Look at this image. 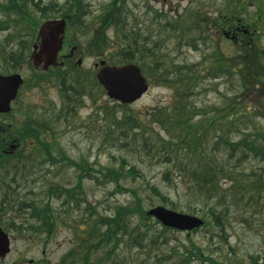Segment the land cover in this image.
I'll return each mask as SVG.
<instances>
[{
	"label": "rangeland",
	"instance_id": "rangeland-1",
	"mask_svg": "<svg viewBox=\"0 0 264 264\" xmlns=\"http://www.w3.org/2000/svg\"><path fill=\"white\" fill-rule=\"evenodd\" d=\"M8 1L0 0V3H7ZM55 1L59 3L58 9L63 11V7L70 6L72 0ZM110 1L85 0L88 11L86 13L88 28H86L87 26H75L74 30H76L71 33L76 43L82 45L78 49L77 56L78 59L83 60L80 67L88 73L91 79H96V63L105 59L108 64H112L117 53V43L113 39V36L116 38L115 29H108L107 36H109L110 42H108L105 54H89L87 49V44L98 27L99 13ZM44 2L50 3L51 0H44ZM127 2L130 26L143 29L146 32L149 25L150 32H155L162 24L156 19L153 20L152 11L167 13L173 20L179 15L189 18L193 11H198L200 14L206 13L216 18L225 15L228 0H129ZM254 11L255 7L248 5V12L251 15ZM55 14L58 16L60 12H55ZM240 15L246 16L244 13ZM53 17L54 15L50 16V18ZM185 22L187 21L185 20ZM210 28H215V25L210 23ZM223 33L217 36L216 32H212L214 37L210 36L213 37L210 39H215L212 42H218L220 49L227 57L237 56L240 42L236 43L231 38L227 39ZM5 35V32L0 31V41L4 39ZM30 37L26 38L30 40L35 38ZM33 41L31 47H27L29 56L33 52ZM177 43L174 37L166 42L168 45L167 53L175 62L174 67L170 64V70H175L176 67L186 63L199 64L203 61L204 56L201 50L195 49L191 44L183 43L182 46H179ZM250 44L252 46L258 45L259 50L264 55V30L262 28L252 35ZM205 67H207L206 63L199 70L203 71ZM2 69L0 66V71H3ZM21 73L25 78V84L20 89L18 98L12 104V112L0 115V124L6 127L8 132L18 135V130L23 129L30 121L29 119H33L35 126L40 127V129L45 128V131L41 130L40 140L48 141L53 146H57L53 147L52 150L59 162L54 163L47 157L44 148L37 139L26 138L24 140L25 145L21 147L24 154L31 152L38 162L43 163L41 167L43 172H41L46 174L50 182L28 183L22 188L12 184L14 190L12 198L16 200L15 207L4 216L3 224H0L11 237L12 251L3 260L0 259V264H61L66 254L71 250L73 251L77 242L79 245L81 239H89L86 232L88 229L90 230L88 225L94 224L96 219L103 216H113L118 206H136L138 200L142 201V206L146 211L158 206L168 207V209L178 213L204 218L210 224L196 233L192 230V232L169 231V233L161 234L162 225L157 224L156 220L152 218L146 224L150 228L149 236L145 240L142 237L137 238L143 242L142 246H137L136 243L135 247H130L122 244V242L118 250L113 253L111 260L105 264H208V262L203 263L200 260L184 262V258L190 255L189 252L192 249L191 240L202 247L205 255L213 257L221 264H255L256 262L257 264H264V190H255L251 195L248 188L241 183L237 190H231L232 193L227 190L230 182H227L226 178L223 177L227 171L234 170L236 175L241 176H236V178H240L242 182H251V179L248 180L245 175L256 172L257 175L262 174L261 181H263L264 162L250 158L244 160L242 166L236 167V169H234L235 166L229 168L230 165H227V168L218 178L220 183L224 184L223 189H226L224 193L219 192L222 198L215 199L213 197L208 200V203H204V200L211 197L208 194L198 199L195 195L196 191L188 190L184 176L176 172L177 166L181 162L168 160L167 153L162 147L173 146H165L162 138L170 141L169 136L155 126L153 116L150 114L155 109L167 106L172 102L175 92L171 87L154 84L152 78L144 71L150 81V89L139 101L123 108L109 99L104 89L99 88L96 89V101L85 97L84 103L76 110L75 118L65 119L66 111L63 110L68 109V105L63 104L60 107L64 94L62 87L65 86L62 78L64 77L68 86L69 83H74L72 86L78 87L75 80L78 69L74 70L70 76L66 74L63 77H52L51 80H47L42 85H39L40 82L37 83L33 68L25 66ZM212 79L214 78L202 79L201 86L189 93L190 101L194 103L196 108L202 109V107H220L237 97H242L246 111L231 116L235 119V124L230 128L235 130L225 137L233 141L244 134L249 139H255L260 145L264 144L262 142L264 141V111L260 106L264 93L258 94L255 89L252 93L249 91L242 93L241 81L236 77H232V81L226 78ZM106 107L115 110L120 117L123 114L131 113L134 118L137 116L142 127L144 124L153 125L157 128L156 131L160 133L155 131L154 134H149L143 132L141 128L137 130V139L133 140L124 135L122 131L125 128L120 129L122 125H114L113 128L117 129L118 127L119 130L112 134L107 127L109 124L111 125V122L102 115L103 109ZM57 109H59L58 112L55 111ZM256 113H261L262 116L255 117L254 114ZM60 115L61 124H57L54 122V118ZM199 118L193 119V123L197 122ZM131 124L133 123L131 122ZM213 129L216 130V134H209L205 144L202 145L203 147H217L214 142L227 132V129H222L221 126ZM175 133H177L176 130L173 134ZM63 155L81 167L73 166L62 160ZM191 157L193 160L190 164L202 171H207L209 167L220 170L227 163L224 154H214L210 150H207L206 153L203 152L202 157L198 155ZM17 160L18 158L12 162ZM132 166L137 167L138 174L136 176L131 174L129 170ZM111 171L120 173L119 185L126 191H117L118 188L116 187L120 186H117L118 184L111 177H107ZM80 177H84L82 183H80ZM190 177L188 175L187 179ZM59 185L66 189L78 190V194H81L78 198L81 196V199L85 198L86 202L78 207L76 202L71 201L69 206L63 202V198L55 196L51 199L48 197L46 191L50 187L57 188ZM32 188L35 194H30L29 190ZM4 193L6 192L0 191V203L3 201ZM214 194L212 193V196ZM25 196L33 197L34 201L40 205L51 202L53 212H56L59 217L55 221L56 226L50 235L44 233L43 230L38 234L25 230L21 234L15 229H7L4 225L9 223L11 218L24 222L25 218L29 217V221H32L29 209L26 210V214H16L15 211ZM249 196H251V201L248 204L246 197ZM169 201L174 203V208ZM65 209L72 210L68 213L64 211ZM214 211L218 215L221 214L220 224L215 220ZM83 217L86 219L85 222ZM132 222L133 226L137 224V221L132 220ZM84 223L88 225H83ZM123 241H128V239L125 238ZM78 250L82 251V249ZM103 254L105 251L97 253L94 256L95 262L96 258H100ZM33 261L34 263H32Z\"/></svg>",
	"mask_w": 264,
	"mask_h": 264
},
{
	"label": "trees",
	"instance_id": "trees-1",
	"mask_svg": "<svg viewBox=\"0 0 264 264\" xmlns=\"http://www.w3.org/2000/svg\"><path fill=\"white\" fill-rule=\"evenodd\" d=\"M127 1L129 0H111L103 11L99 13L100 21L97 23L96 33L87 44L88 53L105 54L108 42H110L109 36H107L108 29H115L114 35L116 38L113 36V39L117 43V53L112 64L140 63L145 73L152 78L154 84L171 87L174 90V98L169 105L159 107L150 113L153 116L155 126L160 128V131H163V133L166 132L169 136L170 141L162 138L165 146H173L162 147V149L167 153L169 161L181 162L177 166L176 172L184 176L183 178L188 190L196 191L195 195L198 199L208 194L211 197L204 200V203H208V200L213 197L221 199L222 195H219V192L224 193L226 189H223L224 184H221L218 178H220L227 168V165H230L229 168L235 166L234 169H236V167L242 166L244 160L250 158L264 162V144L260 145L255 139H249L244 134L233 141L226 138L229 133L231 134L235 130L230 128L235 124V119L231 116L246 111V108L243 106L244 100L242 97H237L230 103L220 107L213 106L198 109L190 101L189 93L201 86L202 79L226 78L232 81V77H236V79L241 81L242 93L248 91L252 93L254 89L258 94L264 93V55L259 50L258 45L252 46L250 44V37L242 33L240 34L242 44L238 47L237 56L227 57L222 52V49H220L218 42H212L215 39H210L214 37L212 32H216L217 36L218 34L221 35L224 29L234 28L238 21H240V26L249 27L253 32L258 31L260 28L264 30V0H228L227 12L224 16L221 15L216 18L206 13L200 14L198 11H193L189 18L179 15L173 20L167 13L157 10L152 11L153 20L156 19L162 24L159 25L158 31L155 32H150L149 25L146 32L143 29L130 26L127 14ZM85 3V0H72L69 4L71 8H75L78 12V14L75 13L78 17V27L87 26L86 13L88 11ZM248 5L255 7L252 15L248 12ZM58 6L59 3L55 0H51L50 3H45L44 0H9L7 3H0V31L6 34L4 39L0 41V66L3 68V71H0V73L17 72L26 65L30 66L28 48L31 47V43L35 38L30 40L26 37H35V33L39 28L38 26H40L44 19L46 20L54 12H58ZM243 13L246 16L242 17L243 15H240ZM210 23L215 25V28H210ZM172 37L178 42L177 45L179 46L187 43L188 45L191 44L195 49L201 50L204 56L203 61L199 64L186 63L176 67L175 70H170V64L174 67L175 62L167 53L168 45L166 42ZM78 46L81 47L82 45L79 44ZM204 63L207 64V67L203 71L199 70ZM45 79L46 75L39 78V80ZM37 82L39 83V81ZM99 88L101 87L98 85L96 79H91L88 73L78 66V89L76 88L78 90V102L75 98H69L68 109L63 110L66 111L64 115L65 119L70 117L75 118L77 104L79 109L84 103L85 97L96 101V89ZM119 106L123 108L129 107V105ZM260 106L264 111V98L260 101ZM210 113L213 114L210 116ZM102 115L106 120L111 122V125L107 126L110 133L115 134L119 130L118 127L114 129V125H122L120 129L125 128L122 131L124 135L133 140L137 139V130L141 128L143 132L149 134H154L157 129L153 125L148 126L146 124L142 127V123L138 122L137 116L134 118L130 113L123 114L120 117L116 114L115 110L108 107L103 109ZM196 116L200 118L197 122L193 123V119L197 118ZM254 116L262 115L261 113H256ZM60 118L61 115L54 118V122L61 124ZM29 120L23 129L18 130V137L37 139L42 148H44L47 157L54 161V163H58L59 159L53 155L52 150L53 147L57 146H53L48 141L40 140L41 130L45 131V128L40 129V127L35 126L33 119ZM217 126H221L222 129L226 128L227 132L224 133L225 135L218 137L216 142H214L217 147H203L202 145L205 144L209 134H216V130L213 128ZM175 130L177 133L173 134ZM156 132L160 133L159 131ZM262 142L264 143V141ZM207 150H210L214 154H224L227 163L220 170L209 167L207 171H202L190 164L191 160H193L192 155L202 157V153H206ZM62 157V160L67 161L69 164L81 167L78 163L66 158V156L63 155ZM17 158L18 160L15 162L9 161L10 159ZM42 164L33 157L31 152L24 154V150L18 151L11 156L2 155L0 157V191L6 192L4 193L5 196L2 203H0V224H3L4 216L15 207L16 200L12 198L14 192L12 189L13 183L18 188H22L23 185L27 186L28 183L50 182L46 174L42 173ZM129 170L134 176L138 174L137 167L132 166ZM235 172L234 170H229L226 175L223 174L227 182H230L227 190L235 191L241 183L248 188V192H251V195L255 190H264V180L261 181L262 174L257 175L256 172H252L251 175H245L248 180L251 179V182H242L240 178H236V176L240 175H236ZM188 175L191 176L189 179H187ZM107 177H111L118 184L117 186H120L119 172L111 171L107 174ZM83 178L80 177V183H82ZM78 188H80L79 185ZM116 188H118L117 191H126L125 188L122 189V186ZM29 192H31L30 194H35L33 188ZM46 192H48V197L51 199L55 196L63 198V202L68 205L71 201H74L80 207L83 202H86L85 198L81 199V196L78 198L81 195L78 194V190L66 189L61 185L57 188L50 187ZM231 192L233 193V191ZM133 193L135 195V192ZM212 193L215 194L212 196ZM28 199H31V201H28ZM246 199L249 204L251 196L246 197ZM137 202L136 206H118L113 216H103L96 219L94 224L88 225L84 223L83 225H88L90 228V230L86 231L89 239H81L79 245L77 242L73 251L71 250L66 254L61 264H105L111 260L113 253L118 250L122 242V244L129 245L130 247H135L136 243L138 244L137 246H142L143 242L137 238L142 237L145 240L149 236L150 228L146 224L152 218L147 215V211L142 206V201L138 200ZM50 203L40 205L34 201L33 197L25 196V199L21 200L15 211L16 214H26V210L29 209L32 221H29V217H26L24 222L11 218L8 221L9 223L4 225H6L7 229H15L21 234L25 230L37 234L43 230L44 233L51 234L56 226L55 221L58 220L59 216L56 215V212H53ZM170 205H172V208L175 206L172 202H170ZM71 210L65 209L64 211L69 213ZM214 215L216 222L220 224L221 214L219 213L218 215L214 211ZM137 218L139 219L136 220ZM85 220L83 217L84 222ZM132 220L137 221L135 226H133ZM204 220L205 225L203 228H206L210 222L206 219ZM156 222L160 224L158 221ZM169 231L175 232L176 230L162 226L161 234L169 233ZM198 231L199 229L194 232ZM125 238L128 241H123ZM191 245L190 255L184 258L185 263L192 260H200L203 263L208 262V264H221L213 257L205 255L202 247L196 245L192 240ZM78 249H82V251ZM101 251H105V254L101 255L98 259L96 258L95 262L94 256Z\"/></svg>",
	"mask_w": 264,
	"mask_h": 264
},
{
	"label": "water",
	"instance_id": "water-1",
	"mask_svg": "<svg viewBox=\"0 0 264 264\" xmlns=\"http://www.w3.org/2000/svg\"><path fill=\"white\" fill-rule=\"evenodd\" d=\"M65 25V21L59 20H49L42 24L38 35L40 42L34 46L35 50L32 55L36 66L42 65L46 60L48 63L45 67L56 63L58 52L62 48L63 37L61 35L65 32ZM81 62V60L78 61L79 64ZM99 65L101 68L95 76L110 99L117 100L120 104H130L141 99L148 92L149 83L139 65L134 63L119 66L108 65L105 60ZM22 84L23 77L19 73L0 74V113L11 112L12 103ZM12 147L17 148V145L14 144ZM148 215L155 217L164 226L182 231H191L204 224V221L197 216L178 213L162 206L151 209ZM10 252V236L0 226V258L6 257Z\"/></svg>",
	"mask_w": 264,
	"mask_h": 264
},
{
	"label": "flooded vegetation",
	"instance_id": "flooded-vegetation-1",
	"mask_svg": "<svg viewBox=\"0 0 264 264\" xmlns=\"http://www.w3.org/2000/svg\"><path fill=\"white\" fill-rule=\"evenodd\" d=\"M67 5V4H66ZM68 6V5H67ZM66 6V7H67ZM65 6L63 7V11H58L60 12V15L55 16L54 12V18L53 20H64L66 22V27H65V32L61 35L63 37V43H62V48L58 52L57 55V60L55 64H52L50 66L45 67L47 65V60L43 62L42 65L36 66L32 60V55L30 57V65L32 68L35 70V76L36 80L39 81V85H42L44 82L47 80H51L52 77H63L64 75L67 74V76L71 75V73L74 70L78 69V44L76 41L73 39L72 36V31H75L74 28L75 26L77 27L78 25V17L76 16L78 14L77 10L75 8H66ZM75 13H77L75 15ZM242 28L240 26H235L234 28L229 29L228 31H224V35L226 38H231L235 40L236 43H241L242 44V38L238 35L240 33V30ZM38 33L36 35V39L33 42V47L36 44H39L38 40ZM27 66V65H26ZM29 67V66H28ZM31 68V67H30ZM45 80H39L40 76H45ZM63 84L65 85L62 87L64 89V94H63V102L60 107H62L63 104H69L70 100L69 98L73 99L75 98L76 101L78 102V87H74V83H69L70 85L66 84V81L64 77L62 78ZM76 83L78 85V74L76 76ZM25 84V80H24ZM24 86V85H23ZM77 88V89H76ZM59 111V109L55 110ZM0 132H1V150H0V157L2 155L5 156H11L14 155L19 151V147H24V140L22 137H18V135H15L14 133L8 132L7 128H5L3 125H0ZM16 144L17 148H13L12 146ZM6 152V153H5ZM34 263V262H32Z\"/></svg>",
	"mask_w": 264,
	"mask_h": 264
}]
</instances>
